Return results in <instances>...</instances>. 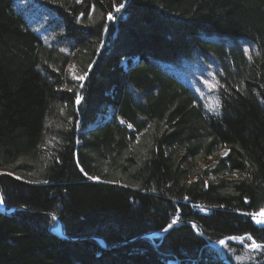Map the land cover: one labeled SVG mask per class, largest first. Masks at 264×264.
Returning a JSON list of instances; mask_svg holds the SVG:
<instances>
[{
    "label": "trees",
    "instance_id": "trees-1",
    "mask_svg": "<svg viewBox=\"0 0 264 264\" xmlns=\"http://www.w3.org/2000/svg\"><path fill=\"white\" fill-rule=\"evenodd\" d=\"M16 1L0 0V264H238L209 243L264 245V0H34L68 53ZM196 54L219 67V114L163 67Z\"/></svg>",
    "mask_w": 264,
    "mask_h": 264
},
{
    "label": "rangeland",
    "instance_id": "rangeland-1",
    "mask_svg": "<svg viewBox=\"0 0 264 264\" xmlns=\"http://www.w3.org/2000/svg\"><path fill=\"white\" fill-rule=\"evenodd\" d=\"M15 8L18 12L20 11L23 14L29 28L37 33L46 45L57 47L65 53H68V47L57 38L58 26L55 23L57 17L54 14L41 7L34 0H18L16 1ZM50 22L56 25L53 26ZM244 49L249 51L250 46L245 45ZM122 63L125 64L126 60H122ZM163 67L169 74L175 75L182 81L197 96L198 101L203 104L210 113H220V100L217 93L220 70L215 61L212 59L205 61L196 54L190 59H184L179 65L164 64ZM205 81L208 83L206 84ZM111 116H113V110L109 109L107 113L100 115L93 124L85 129L79 128L78 131L85 132L89 129L91 130ZM117 121L124 125V122L121 123L123 120L119 117H117ZM225 151L226 150H222L221 153ZM1 207L2 204L0 205V208ZM253 221L256 225L264 227V223H256L255 220ZM230 242H233L234 245L241 244V247L230 245ZM241 242L244 241L241 239H227L223 245L219 242L214 245L218 246L216 248L222 258H224L223 256H230L233 261L238 264H264L263 245L259 249H252L248 247V245L252 243V240L246 244ZM107 248L110 247L107 246Z\"/></svg>",
    "mask_w": 264,
    "mask_h": 264
},
{
    "label": "snow or ice",
    "instance_id": "snow-or-ice-1",
    "mask_svg": "<svg viewBox=\"0 0 264 264\" xmlns=\"http://www.w3.org/2000/svg\"><path fill=\"white\" fill-rule=\"evenodd\" d=\"M123 6H124L123 4H120L118 7H116V8H115L116 12H119L120 9H121ZM107 18H108L109 20H113V19H115V17L113 16V14H112L111 12L108 13ZM247 51H248V50L245 49V53H246V54H247ZM90 67H91V66H90ZM85 75H87V73H85ZM83 78H84L83 76L78 77V79H81V80H82ZM205 83L207 84L208 82L205 81ZM80 101H81V97H80L79 95H77V97H76V102H77V103H80ZM121 123H123V121H121ZM128 126L131 127V125H128ZM221 155H222V156H227V155H228V152H227V151L222 152ZM233 175L235 176L236 173H233ZM89 178H90V179H98L97 177H89ZM45 183H46V182H45ZM2 202H3V201L0 200V203H2ZM249 215L252 216L253 220H255L256 223H264V208H261V209L259 210V212L249 213ZM53 219H55V217H53ZM175 223H176V220L173 219L172 224H175ZM171 226H172L171 224L168 225L169 228H170ZM166 230H167V229H165V231H166ZM228 239H241V238H240V237H229ZM249 239H251V237H249ZM219 243L223 245V244L225 243V241H224V240H221V241H219ZM248 247H250V248H252V249H259V248L262 247V245L259 244V243H257L255 240H252V243H251L250 245H248Z\"/></svg>",
    "mask_w": 264,
    "mask_h": 264
},
{
    "label": "water",
    "instance_id": "water-1",
    "mask_svg": "<svg viewBox=\"0 0 264 264\" xmlns=\"http://www.w3.org/2000/svg\"><path fill=\"white\" fill-rule=\"evenodd\" d=\"M1 200L3 201L2 202V207L0 208V211L1 212H4V213H11L12 211H13V209L12 210H6L5 209V204H4V199H3V197H1ZM167 230L166 231H168L170 228L168 227V228H166ZM165 230H163L162 232L163 233H165L166 232ZM61 234H62V237H65V233H64V229L61 227ZM98 242H99V244L101 245V246H103V247H107V245H106V243L102 240V239H98ZM115 245H113V246H109V247H114Z\"/></svg>",
    "mask_w": 264,
    "mask_h": 264
},
{
    "label": "bare ground",
    "instance_id": "bare-ground-1",
    "mask_svg": "<svg viewBox=\"0 0 264 264\" xmlns=\"http://www.w3.org/2000/svg\"><path fill=\"white\" fill-rule=\"evenodd\" d=\"M219 245V244H218Z\"/></svg>",
    "mask_w": 264,
    "mask_h": 264
}]
</instances>
